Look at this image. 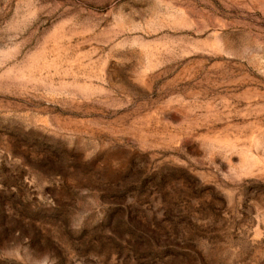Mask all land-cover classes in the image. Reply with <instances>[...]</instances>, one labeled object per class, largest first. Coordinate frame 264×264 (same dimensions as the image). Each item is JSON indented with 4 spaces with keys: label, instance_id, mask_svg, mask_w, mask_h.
<instances>
[{
    "label": "rangeland",
    "instance_id": "374dc122",
    "mask_svg": "<svg viewBox=\"0 0 264 264\" xmlns=\"http://www.w3.org/2000/svg\"><path fill=\"white\" fill-rule=\"evenodd\" d=\"M0 264H264V0H0Z\"/></svg>",
    "mask_w": 264,
    "mask_h": 264
}]
</instances>
